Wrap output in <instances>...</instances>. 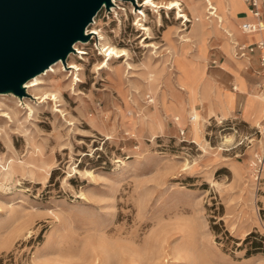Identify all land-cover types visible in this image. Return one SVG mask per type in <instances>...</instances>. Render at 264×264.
<instances>
[{
  "label": "rangeland",
  "instance_id": "374dc122",
  "mask_svg": "<svg viewBox=\"0 0 264 264\" xmlns=\"http://www.w3.org/2000/svg\"><path fill=\"white\" fill-rule=\"evenodd\" d=\"M144 1L96 13L85 54L58 62L80 82L42 80L56 107L0 96V264H264V103L233 48L264 38L239 30L243 0H214L230 37L191 0H153L186 23ZM100 37L127 55L96 70Z\"/></svg>",
  "mask_w": 264,
  "mask_h": 264
},
{
  "label": "water",
  "instance_id": "95a60500",
  "mask_svg": "<svg viewBox=\"0 0 264 264\" xmlns=\"http://www.w3.org/2000/svg\"><path fill=\"white\" fill-rule=\"evenodd\" d=\"M134 4V0H122ZM111 0H0V94L24 95L22 85L56 61Z\"/></svg>",
  "mask_w": 264,
  "mask_h": 264
},
{
  "label": "bare ground",
  "instance_id": "6f19581e",
  "mask_svg": "<svg viewBox=\"0 0 264 264\" xmlns=\"http://www.w3.org/2000/svg\"><path fill=\"white\" fill-rule=\"evenodd\" d=\"M114 2H115V0H111L112 5H114L113 4ZM227 3H229V2H227ZM143 4L144 5H149V6L155 7V8H162V7H164L167 11L176 10V18L177 19H182L184 21V23L190 22L189 21L190 17L188 19L187 16L185 14H183L184 12H182L180 10V7H179L180 5L177 2H168L167 4L162 5V4H156L153 0H145L143 2ZM191 4H192V7H193V14H194L195 17L198 18L199 23H201L200 19L202 18L201 11H202V9H204L205 11H207V14L209 15L208 19L210 18L211 21H212V23H214L215 26L221 28V30L227 36H229V37L231 36L229 34V32L222 27L223 17H224L223 16V12H221L219 15H217V13H216V11H217L216 5H218V7H219V9L221 11L225 10L224 7H226V6H224V3L223 2H222V4L221 3L215 4L214 0H198V1L191 0ZM227 6H229V5H227ZM158 20L160 21V18ZM92 22H94V18H93ZM92 22L90 23V25L92 24ZM140 26H142L140 30H143L145 32H148L149 31V29L146 28V26H144L142 24H140ZM259 26H260L259 30L256 31L257 32V35L259 37L264 38V24L260 22ZM86 30H87V28H86ZM218 32L221 33V34H223V32H220V30H218ZM88 33H90V34H87V33H85V34L87 36H89V35H95V36H97L98 35V33L96 31H92V32H89L88 31ZM100 40L102 42L99 44L98 49L103 52V60L101 61L100 65L97 67L96 70H99V69L107 66L108 62L112 58H121V57H124V56L127 55L124 50H118V49H116L114 47L108 46L107 43H105V42L103 43V41H104V38L103 37H100ZM259 41H261L263 43V46H264V41L263 40H259ZM77 43H80V41H78ZM75 45L76 44L74 43L73 46H72L73 47V50H74V52H72L73 54L75 53V49H76V46ZM76 52L78 54H80V55H84L85 54L82 50L80 51V50H77L76 49ZM58 62L59 61H56L55 63L49 65V67L46 70H44L40 74H38V75L34 76L33 78H31V79L27 80L26 82H24L23 85H22V88L25 91V93H28L27 92V90H28L29 92L33 93L35 95L34 97L36 99H38L39 101L45 102V103L47 101H51L54 104V107H56L55 103L58 102V97H57L56 94H54V93H47V92H43L41 94H38L37 93L39 90H41L40 87L43 85V81H42L43 78L46 77V76H48V74H52L53 75V77H52V85L56 89H58L59 88V85H60V78L61 77L62 78H66V79L71 78L70 83H72V85H75L76 83L80 82V80L78 79V75L82 71V68H81L80 64H77L76 62H73V61H70L69 60L68 63L66 61L64 65L62 64L64 67H67L68 66L67 68H64ZM58 66L60 68L54 69V68H57ZM58 70H59V72H58ZM116 72H117V75L120 73V71L118 69H117ZM63 73H66L67 76L64 75ZM257 95L260 97L259 94H257ZM0 96H10V97H13V98H17V97H14L11 93L0 94ZM17 99H19V98H17ZM260 99H262V98L260 97ZM21 109H25L28 112V117L32 116V114H33V108L29 104H25V107L24 108H21ZM0 111L2 112L0 114V116L2 118L8 119V121H10V117L8 116V114L5 113V112H3L1 108H0ZM54 112H60V110L55 109ZM224 139H225V137H224ZM225 141H226V139H225Z\"/></svg>",
  "mask_w": 264,
  "mask_h": 264
},
{
  "label": "built area",
  "instance_id": "2783aa9c",
  "mask_svg": "<svg viewBox=\"0 0 264 264\" xmlns=\"http://www.w3.org/2000/svg\"><path fill=\"white\" fill-rule=\"evenodd\" d=\"M243 2H247L249 6V12L252 17L255 19H259L261 17V13L259 10L260 2L259 0H243ZM93 20V19H92ZM92 22V21H91ZM260 22L255 23H242L239 25V30L242 33H252L255 31H258L260 26ZM90 31V29L88 30ZM234 48V56L236 58H246L250 53H252L254 50H258V70L255 72L259 76V80L253 85L255 91L257 94L260 95V97L263 100L264 103V46L261 41H257L254 44H233ZM256 131L259 135L264 136V107L262 112V118L259 122L258 126H255Z\"/></svg>",
  "mask_w": 264,
  "mask_h": 264
},
{
  "label": "crops",
  "instance_id": "0c3cea01",
  "mask_svg": "<svg viewBox=\"0 0 264 264\" xmlns=\"http://www.w3.org/2000/svg\"><path fill=\"white\" fill-rule=\"evenodd\" d=\"M261 7H262V3L260 4V6H259V10L261 9ZM250 17H251V19L250 20H243L240 24H242V23H255V22H262V23H264V17L261 15V17L257 20V19H255L254 17H252L251 16V14H250ZM239 24V25H240ZM256 32V31H255ZM252 33H254V32H252ZM243 34H250V33H243ZM243 42H241V41H238V42H236L237 44H254V43H256L257 41H259V40H253V41H251V42H246V40L244 39V40H242ZM258 50H254L252 53H250L247 57H246V59H243L242 58V60H246L248 63L250 62V61H252V63L253 62H255V63H257V61H258ZM250 64V63H249ZM241 76V75H240ZM254 77L253 78H251V79H253V81H254V83L253 84H255L258 80H259V76L254 72V75H253ZM242 78H243V81H244V83H245V87L247 88V90H251L250 88H251V84H249V82H248V79H246L245 77H243V76H241ZM229 80H230V83H231V88H232V77L231 76H229ZM221 86L223 87V90H228V89H226V84L225 83H223V84H221ZM238 94H242V93H236L235 94V97H234V99H233V109H234V106H235V101H236V96L238 95ZM243 101H244V97L242 98V100H241V103H240V108H239V122H246V123H248V120H246L244 117H243V115H242V113H241V106H242V104H243ZM233 109L231 110V113L233 112ZM230 113V114H231ZM229 114V115H230ZM229 115H227L226 117H228ZM224 119H227V118H224Z\"/></svg>",
  "mask_w": 264,
  "mask_h": 264
}]
</instances>
